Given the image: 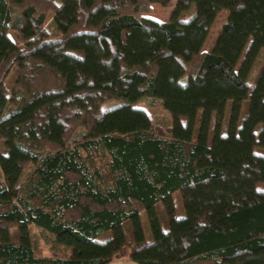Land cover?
<instances>
[{
    "label": "trees",
    "instance_id": "1",
    "mask_svg": "<svg viewBox=\"0 0 264 264\" xmlns=\"http://www.w3.org/2000/svg\"><path fill=\"white\" fill-rule=\"evenodd\" d=\"M171 1L0 0V264H264V0Z\"/></svg>",
    "mask_w": 264,
    "mask_h": 264
},
{
    "label": "rangeland",
    "instance_id": "2",
    "mask_svg": "<svg viewBox=\"0 0 264 264\" xmlns=\"http://www.w3.org/2000/svg\"><path fill=\"white\" fill-rule=\"evenodd\" d=\"M178 0H172L171 3L168 6H161L159 4H152L151 5V10L149 13V16L152 18H155V20H160V21H168L170 19L171 13L176 5ZM226 18V12H222L220 13L217 18L215 19L214 23L212 24L207 40L203 46V50L204 51H208L213 42L216 39V36L219 32V29L221 27V24L223 23V21ZM49 32L52 35H56L57 31L56 29L51 25V23H49ZM10 35L13 39H16V34L14 32H10ZM264 62V57H262V59L259 61V63L257 64L256 67V71H255V75L260 71L262 64ZM15 72V71H14ZM14 74L12 73L10 75V77L7 80V84H11L13 82V78H14ZM138 106H145L148 107L149 111L151 112V114L153 115V117L155 118V123H156V132L159 134H164L166 131V128L169 126L170 121H171V117L170 114L167 110H165L162 106V103L157 100V99H146L144 101L139 102ZM231 106L232 103L228 102L227 106H226V111H225V115H224V119L222 121L221 127H222V133L224 134L227 131V126H228V121H229V117H230V112H231ZM247 108H248V101H245L243 104V108L241 111V119H243V117L245 116L246 112H247ZM198 123L200 122V113L198 114ZM216 125V117L214 116L212 118V123H211V130L212 133L210 134L212 138L213 136V130L215 128ZM197 128L198 125L195 128L194 131V138L197 135ZM255 151L257 153H264V149L262 148H255ZM7 153V149L4 147V143L3 141L0 140V154H6ZM96 165L99 166L104 174L107 180H111L113 175L111 173H109V171L106 169L105 165H104V160H97ZM0 180H1V175H0ZM30 185V183H28V181H24L23 186L20 189V194L28 188V186ZM38 200L35 202L37 203ZM7 209L6 207H2L0 208V212H3ZM158 214H159V218L162 224V228L163 229H167L168 228V224H167V219H166V215L163 211L162 206L159 204L158 205ZM140 218H141V223H142V227L144 230V234H145V238L146 240H151L152 239V234L150 231V227H149V222L147 219V216L144 212H142L140 214ZM125 227V232L128 238H131V225L129 221H126L124 224ZM31 236H32V243H33V247L34 250L36 252L37 256H42V257H54V256H58V257H67L69 255V249L65 248L63 246H59L51 241H47L46 239H44V237H41V234L39 233V230L35 227H31ZM12 237L14 239L15 242H17V230L13 229L12 230ZM133 262V261H132ZM130 259L127 258H121V259H115L113 260L111 263L109 264H134L132 263ZM198 264H210V262L208 261H198Z\"/></svg>",
    "mask_w": 264,
    "mask_h": 264
},
{
    "label": "crops",
    "instance_id": "3",
    "mask_svg": "<svg viewBox=\"0 0 264 264\" xmlns=\"http://www.w3.org/2000/svg\"><path fill=\"white\" fill-rule=\"evenodd\" d=\"M152 18V17H151ZM153 19H155V18H153ZM160 21V20H159ZM132 262V261H131ZM132 263H134V264H136L135 262H132Z\"/></svg>",
    "mask_w": 264,
    "mask_h": 264
}]
</instances>
